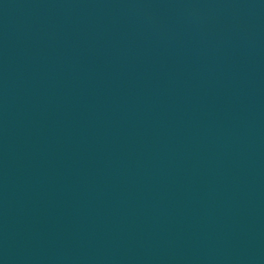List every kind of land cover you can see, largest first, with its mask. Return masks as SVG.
Returning <instances> with one entry per match:
<instances>
[{"label":"water","instance_id":"95a60500","mask_svg":"<svg viewBox=\"0 0 264 264\" xmlns=\"http://www.w3.org/2000/svg\"><path fill=\"white\" fill-rule=\"evenodd\" d=\"M0 264H264V0H0Z\"/></svg>","mask_w":264,"mask_h":264}]
</instances>
